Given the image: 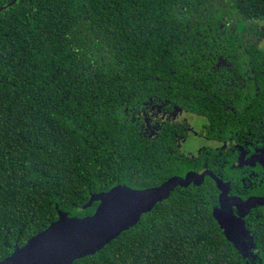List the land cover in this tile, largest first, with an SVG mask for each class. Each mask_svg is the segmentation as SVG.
<instances>
[{
    "label": "trees",
    "instance_id": "obj_1",
    "mask_svg": "<svg viewBox=\"0 0 264 264\" xmlns=\"http://www.w3.org/2000/svg\"><path fill=\"white\" fill-rule=\"evenodd\" d=\"M203 18L230 43L245 30L254 51L248 34L262 32L264 0H16L0 10V260L57 209L92 214L97 201L82 208L91 193L201 169L169 127L142 134L130 114L151 97L209 116L210 97L189 95L175 62L179 22ZM217 205L208 179L176 186L72 264H264V214L246 224L254 249L243 256L214 219Z\"/></svg>",
    "mask_w": 264,
    "mask_h": 264
},
{
    "label": "flooded vegetation",
    "instance_id": "obj_2",
    "mask_svg": "<svg viewBox=\"0 0 264 264\" xmlns=\"http://www.w3.org/2000/svg\"><path fill=\"white\" fill-rule=\"evenodd\" d=\"M181 22L187 24L178 37L179 60L175 62L178 71L184 72L177 77L181 83L190 81L189 95L210 97L213 107L209 116L167 99L152 103L149 97L143 107L132 108L131 120L142 122V134H156L163 126L169 127L177 136L175 145L181 153L196 164L202 160L201 169L195 172L210 171L227 197L242 202L264 198V23L259 22L257 27L262 32L248 34L257 48L252 51L244 49L243 29L230 43L228 37L222 38L217 25L210 26L205 18ZM191 23L205 26L191 28ZM159 87L172 86L161 83ZM193 135L202 137L204 143L190 151L185 145ZM205 179L218 203L222 190L211 175H205L202 183ZM232 212L239 215L236 205H232ZM263 214L264 202H260L250 206L242 219L250 225Z\"/></svg>",
    "mask_w": 264,
    "mask_h": 264
},
{
    "label": "water",
    "instance_id": "obj_3",
    "mask_svg": "<svg viewBox=\"0 0 264 264\" xmlns=\"http://www.w3.org/2000/svg\"><path fill=\"white\" fill-rule=\"evenodd\" d=\"M15 1L11 0L0 10ZM207 174L216 179L222 190L212 215L225 238L246 256L249 249H254V237L242 217L250 206L264 202V198L242 202L227 197L219 179L210 171L198 173L189 170L183 176L173 175L156 186L140 189L117 184L108 190L91 193L82 208L97 201L92 214L71 216L57 209L58 216L54 221L23 245L15 246L8 256L0 260V264H72L78 258L94 254L123 230L135 225L143 213L166 199L176 186L200 185ZM232 205L238 208V216L232 212Z\"/></svg>",
    "mask_w": 264,
    "mask_h": 264
},
{
    "label": "rangeland",
    "instance_id": "obj_4",
    "mask_svg": "<svg viewBox=\"0 0 264 264\" xmlns=\"http://www.w3.org/2000/svg\"><path fill=\"white\" fill-rule=\"evenodd\" d=\"M203 143L204 139L202 137L193 135L188 141V143L185 145V149L193 151L196 148L201 147Z\"/></svg>",
    "mask_w": 264,
    "mask_h": 264
}]
</instances>
